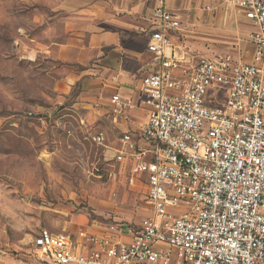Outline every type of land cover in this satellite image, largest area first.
<instances>
[{"label":"built area","instance_id":"obj_1","mask_svg":"<svg viewBox=\"0 0 264 264\" xmlns=\"http://www.w3.org/2000/svg\"><path fill=\"white\" fill-rule=\"evenodd\" d=\"M148 1L154 67L138 103L115 93L109 110L115 119L145 111L112 161L143 189L149 214L72 234L41 230L32 255L42 264H264V0H231L253 27L251 64L199 57L191 67L168 52L178 16L167 0Z\"/></svg>","mask_w":264,"mask_h":264},{"label":"rangeland","instance_id":"obj_2","mask_svg":"<svg viewBox=\"0 0 264 264\" xmlns=\"http://www.w3.org/2000/svg\"><path fill=\"white\" fill-rule=\"evenodd\" d=\"M213 3L215 12L205 10L211 0H177L182 29L173 42L187 67L201 55H231L250 32L231 0ZM35 14L25 0H0V264H42L30 245L41 230L72 234L149 214L143 189L112 161L122 130L109 107L79 104L77 86L54 90ZM99 133L102 144L93 141Z\"/></svg>","mask_w":264,"mask_h":264},{"label":"crops","instance_id":"obj_3","mask_svg":"<svg viewBox=\"0 0 264 264\" xmlns=\"http://www.w3.org/2000/svg\"><path fill=\"white\" fill-rule=\"evenodd\" d=\"M25 1L36 12L33 20L36 26L44 28L37 47L54 64L51 73L57 94L69 93L77 86L76 101L86 107L107 108L110 96L115 93L138 103L140 78L154 67L153 56L147 50L153 30L152 6L148 0ZM217 1L211 0L212 4L205 10L215 12L217 8L213 7L216 4L213 2ZM167 7L181 22L177 0H167ZM236 12L247 22L241 10L237 8ZM247 23L252 31L253 27ZM180 31L169 33L168 52L179 60L188 61L189 56L178 50L173 42ZM249 33L243 38L245 42L237 44L236 51L229 56L199 57L227 58L233 63L251 64L254 47L248 39ZM258 68L264 78V57ZM141 114L146 116L145 111L136 109L126 119L112 117V120L122 132L133 130L144 123L145 116L142 123L137 122Z\"/></svg>","mask_w":264,"mask_h":264}]
</instances>
